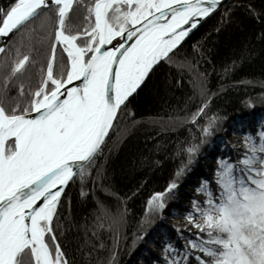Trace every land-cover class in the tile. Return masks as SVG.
<instances>
[{
    "label": "snow or ice",
    "instance_id": "1",
    "mask_svg": "<svg viewBox=\"0 0 264 264\" xmlns=\"http://www.w3.org/2000/svg\"><path fill=\"white\" fill-rule=\"evenodd\" d=\"M222 5L10 0L0 8V38L19 35L0 46V264H74L60 243L66 189L100 174L110 133L119 131L130 98ZM200 88L206 98L184 120L197 129L195 142L181 145L188 165L221 122L213 115L202 123L211 101L203 81ZM243 144L242 158L219 161L218 195L209 181L198 187L206 199H194L185 216L196 231L185 236L174 227L186 243L181 250L163 241L164 264H264V122ZM178 187L173 181L152 194L147 212L163 213ZM97 211L113 223L123 219L103 202ZM143 239L137 235L134 243ZM108 264H118L115 254Z\"/></svg>",
    "mask_w": 264,
    "mask_h": 264
},
{
    "label": "trees",
    "instance_id": "2",
    "mask_svg": "<svg viewBox=\"0 0 264 264\" xmlns=\"http://www.w3.org/2000/svg\"><path fill=\"white\" fill-rule=\"evenodd\" d=\"M9 3L0 0V8ZM262 17L264 0L225 4L190 34L172 62L160 67L130 98L129 113L121 117L119 131L110 134L100 174L94 172L83 182L77 178L62 197L60 243L74 264H108L114 254L118 264L160 262L159 253L148 246L159 245L156 236L166 227L164 219L186 211L192 199L204 201L205 197L184 186V196L175 193L166 198L163 213L149 214L146 204L150 196L164 191L170 182L180 186L196 165L200 173L193 183L209 181L216 191V159L208 153L214 145L228 151L226 137L240 129L252 131L256 120H264ZM18 39L19 35L9 43ZM191 62L192 67H181ZM201 81L211 101L202 123L213 115L221 122L188 165L181 145L186 148L195 142L197 129L184 120L206 98ZM181 168L185 170L177 176ZM98 202L123 214V219L113 223L102 216ZM137 235L144 239L134 243ZM167 235L182 247L176 233L168 230Z\"/></svg>",
    "mask_w": 264,
    "mask_h": 264
},
{
    "label": "rangeland",
    "instance_id": "3",
    "mask_svg": "<svg viewBox=\"0 0 264 264\" xmlns=\"http://www.w3.org/2000/svg\"><path fill=\"white\" fill-rule=\"evenodd\" d=\"M262 122H264V120H260V121L256 120L255 123L257 125H255V129L252 130V131H249L247 129H245V130H241L240 129L237 132L232 133L231 136L226 137V139L223 140V141L227 144V147L229 148L230 151L229 150L228 151H224V150H222V148H220L217 145L213 146V150H212V152L208 153V157L216 159V167H215V171H214V175H213L215 183H216V172H217V169H218L219 161L221 159H229V162H235L238 159L242 158L244 156L245 152H246V149L244 148V144H243L245 135H248V134L254 135L255 132L260 127ZM199 171H200L199 167H198V169H196L195 172L191 170L190 171V177L185 178L183 180V182H182L183 186L182 187L187 186V187H191V189L194 188L195 189V193H198L197 192L198 187H200L204 182L201 181V182H199V184H194L193 180L198 177V175L200 173ZM216 187H217L216 191H213L212 188L209 186V188L213 191V193L215 195H218L219 186L216 184ZM175 193L178 196H184V191H183V188H181V186L178 187V189L176 190ZM205 199H206V197L204 198V200ZM193 200L194 199H192L191 202L189 203V208L186 211H184L183 213H175L174 212V214L171 215L169 218L164 219V221H165L164 224L166 225V227L164 229H161V231L158 232V234L156 236V240L158 241L159 245L157 246L156 244H150V246H148V248L150 250H155L156 252L159 253L160 257L162 258V260L159 262V264H164L163 256H162V253H161V249L163 247V243H162L163 241H169V242L173 243V245L175 247H177L178 249L182 250L184 248L186 240L184 239L183 236L178 235L177 232H175L173 230L174 227L186 230L185 233H184L185 236H190L192 232L196 231L195 229H189L188 228L187 221L185 219V216H186L187 212L192 210V202H193ZM195 200H197V199H195ZM197 201L203 203V201H200V200H197ZM168 230H172L174 233L177 234V237H179V240H178L179 243H182V247L181 248L178 247V244L175 242L176 240H172L170 237H168V235H167V231ZM192 238H195V237H192ZM147 254H148V252H147ZM154 264H157V262L154 263Z\"/></svg>",
    "mask_w": 264,
    "mask_h": 264
},
{
    "label": "water",
    "instance_id": "4",
    "mask_svg": "<svg viewBox=\"0 0 264 264\" xmlns=\"http://www.w3.org/2000/svg\"><path fill=\"white\" fill-rule=\"evenodd\" d=\"M230 1H232V0H223V5H222V7H223L225 4L229 3ZM222 7L218 8L217 11L220 10ZM217 11H216V12H217ZM203 22H204V21H203ZM203 22H202V23H203ZM5 41H8V42H9L10 40H8L7 37L0 38V46H3L4 43H5ZM110 134H111V133H110Z\"/></svg>",
    "mask_w": 264,
    "mask_h": 264
},
{
    "label": "bare ground",
    "instance_id": "5",
    "mask_svg": "<svg viewBox=\"0 0 264 264\" xmlns=\"http://www.w3.org/2000/svg\"><path fill=\"white\" fill-rule=\"evenodd\" d=\"M198 167H199L198 165L194 166V167L192 168V171H194V172H195V171H196V169H198ZM192 174H193V173H192ZM180 186L182 187L183 185L181 184Z\"/></svg>",
    "mask_w": 264,
    "mask_h": 264
}]
</instances>
